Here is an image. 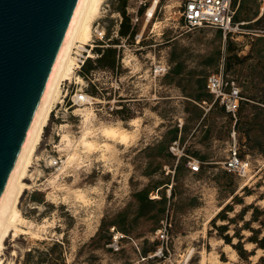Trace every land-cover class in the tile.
<instances>
[{"label":"rangeland","instance_id":"obj_1","mask_svg":"<svg viewBox=\"0 0 264 264\" xmlns=\"http://www.w3.org/2000/svg\"><path fill=\"white\" fill-rule=\"evenodd\" d=\"M152 1L127 0L126 15L133 19L137 14L139 21L133 39L123 41L118 35L120 0H103L95 22L105 29L106 38L95 50L114 48L117 67L115 74L98 77L100 94L105 101L122 100L123 109L108 117L99 106H73L67 112L61 109L57 120L50 115L24 180L29 188L17 204L20 231L6 237L1 264H47L39 254L50 249L57 257L52 264H264L259 262L264 250L248 241L254 234L242 230V222L232 221L226 233L219 229L228 223L224 216L233 218L244 207L264 210L261 2L235 0L234 19L246 25L240 34L224 39L211 28L184 32L175 1L161 0L147 22L144 12ZM159 66H165L164 73L155 72ZM220 69L245 98L235 124L219 107L204 115L198 106L210 99L207 75ZM76 79L73 91L82 86ZM87 93L100 96L92 85ZM79 108L92 112L93 134L103 127L129 131L128 143L91 134L94 147H84ZM61 125L74 143L70 152L61 149ZM233 132L240 157L250 163L243 179L222 169ZM174 141L183 148L180 158L169 150ZM68 152L76 155L70 165ZM58 159L61 163L52 166ZM193 162L199 163L197 173L189 168ZM251 218L249 210L244 221ZM163 225L167 249L148 258L160 247L156 233ZM111 227L127 237L117 252L107 247ZM250 227L259 238L264 236V224ZM237 229L242 247L252 253L247 259L234 248L236 238L225 242L224 236H233Z\"/></svg>","mask_w":264,"mask_h":264},{"label":"water","instance_id":"obj_2","mask_svg":"<svg viewBox=\"0 0 264 264\" xmlns=\"http://www.w3.org/2000/svg\"><path fill=\"white\" fill-rule=\"evenodd\" d=\"M78 0H0V198Z\"/></svg>","mask_w":264,"mask_h":264},{"label":"built area","instance_id":"obj_3","mask_svg":"<svg viewBox=\"0 0 264 264\" xmlns=\"http://www.w3.org/2000/svg\"><path fill=\"white\" fill-rule=\"evenodd\" d=\"M161 0H157V5ZM175 1L177 14L181 22V27L184 32L189 33L194 30L202 28H211L219 31L224 39L231 38L234 34H240L243 27L246 25L244 22L235 21L236 11L238 9V3L235 0H170ZM261 7L264 9V0H260ZM144 5L143 3H140ZM156 5V6H157ZM146 11V10H145ZM155 10L150 17V20L154 17ZM145 16V12H144ZM146 19V18H145ZM149 20V21H150ZM139 21L137 14L130 19L131 30L134 29V25ZM148 21V22H149ZM121 23V22H120ZM92 38L90 44L78 45L73 51V68L75 73L81 78L82 86L79 89L72 90L73 85H76L74 80L64 81L61 83L63 96L57 104L54 105L51 110V114L57 120L59 119V113L61 109L67 112L71 107H86V106H99V110L104 109V114L111 117L117 111L122 109L120 103L122 100H107L101 96L102 88L99 86L100 82L98 77L105 74H115V70H91L85 76L80 75V71L87 60L95 61L99 55L95 53V49L99 46L98 43H105L106 33L105 29L99 22H95L92 25L91 30ZM123 41H127L129 36L122 37ZM135 41L137 42V36ZM120 48V46H117ZM92 53V56L90 55ZM155 72L164 73L165 66L157 67ZM116 84V80H115ZM92 85L100 96L97 98L89 96L87 88ZM205 90L211 96V101H203L198 106L203 110V114H207L208 111L214 106L222 108L224 112L233 119L236 123L237 114L239 112L241 104L245 101L240 88L232 80H227L223 74L222 69L217 72H212L207 75L205 81ZM73 91V94H72ZM72 94V95H71ZM57 134V133H56ZM233 136V144L228 152L226 160L222 163V169L233 176L238 178H246L249 175L250 163L247 159H243L239 155V150ZM170 152L177 158L183 155V148L179 146L177 141H174L169 146ZM60 159L54 160L52 166H58ZM189 168L193 173L199 171V163H189ZM174 173V171H173ZM172 173V174H173ZM110 242L107 247L114 252L120 250V245L127 237L122 232L116 230L114 227L110 228ZM156 239L160 243V247L148 258H155L158 255L163 254V251L167 249L168 244V231L166 225H163L156 233Z\"/></svg>","mask_w":264,"mask_h":264},{"label":"bare ground","instance_id":"obj_4","mask_svg":"<svg viewBox=\"0 0 264 264\" xmlns=\"http://www.w3.org/2000/svg\"><path fill=\"white\" fill-rule=\"evenodd\" d=\"M152 2V5L146 11L145 17L147 22L150 20L157 5V0H153ZM102 3L103 0H78L43 95L34 113L25 140L0 198V254L9 232L12 231L15 234L20 231H18L16 226L17 223L22 221L17 204L24 190L29 188V186L24 183L28 168L35 157L37 146L41 142L42 133L48 124L51 110L62 97L60 89L61 83L68 80L71 81L72 78H77L79 81L81 80L74 71L72 54L74 48L78 45L91 43L92 25L99 16ZM262 10L264 9L262 8ZM90 55L92 56V53H90ZM125 63L130 65V60L126 59ZM76 112H79L81 115L82 135L80 143L84 147H94V144L88 138L93 134L92 128L94 129L92 112L87 108H79ZM64 127V125H61L60 130ZM99 135L107 140L116 141L121 145L127 144L130 139L129 131H119L111 127H103L100 128L99 131L95 130L92 137H98ZM60 136L61 149L70 152L74 146L73 141L63 130ZM67 155L66 163L70 165L76 159V155L70 153ZM57 178L58 176L54 177V180Z\"/></svg>","mask_w":264,"mask_h":264},{"label":"trees","instance_id":"obj_5","mask_svg":"<svg viewBox=\"0 0 264 264\" xmlns=\"http://www.w3.org/2000/svg\"><path fill=\"white\" fill-rule=\"evenodd\" d=\"M126 2L127 0H120V6L122 8L121 10V16H122V21L119 27V32L118 35L120 37H127L129 36V39H133V37L135 36V32L134 29L131 30L130 27V19L129 17L126 15L125 12V6H126ZM95 53L99 55V57L95 60H87L84 64V66L82 67L81 71H80V75L81 76H85L89 73V71L91 70H96V69H109V70H115V68L117 67V60H116V50L114 48H106V49H98L95 50ZM208 94V93H207ZM209 95V94H208ZM210 99L209 100H202L206 101V102H210L211 101V96L209 95ZM201 102L199 104H201ZM214 107H218L217 105H214L212 108ZM211 108V109H212ZM220 108V107H219ZM123 109V108H122ZM222 109V108H221ZM223 110V109H222ZM122 111V110H120ZM224 111V110H223ZM226 114V113H225ZM177 168V167H176ZM176 170V169H175ZM231 175V174H230ZM231 197L232 200L234 201L236 199V195H234V192L231 193ZM227 206H224L222 208V210L219 212V214L221 212H223L225 210ZM251 210V219L248 221H244V215L246 214L247 211ZM217 214V216L219 215ZM260 217H264V210H260L258 207H244L240 213L238 215H236L233 218H227L226 216H224L222 219L225 220L227 219V224L222 225L219 227V229L223 232L226 233L228 230V226L232 223V221L234 220H239L240 222H242V226L241 229H247L249 232H251L252 234H254L252 237H250L248 239V241L250 243H253L256 245L257 248L264 250V236L259 238L258 233L255 231L254 228H251L250 225L254 222H258L259 224H264V222L259 221ZM112 228V227H111ZM239 231L238 229L234 232L233 236H229L228 234H226L225 237V242L229 243L232 241V238H236L237 242L236 244H234V248H236L238 250L239 255L244 258L247 259L248 256H250L252 253L247 254L246 250H244V248L242 247V236H239ZM111 237V235H110ZM110 242V238L108 240V243ZM107 243V244H108ZM39 258H45L44 261L47 264H52L54 263L55 257L54 254L52 253V249H50V251L47 250V252L45 253H40L39 254ZM259 262L262 263L264 262V257H260L259 258Z\"/></svg>","mask_w":264,"mask_h":264}]
</instances>
